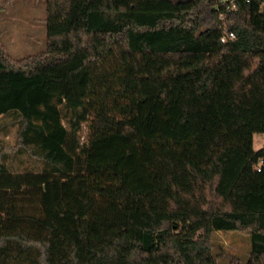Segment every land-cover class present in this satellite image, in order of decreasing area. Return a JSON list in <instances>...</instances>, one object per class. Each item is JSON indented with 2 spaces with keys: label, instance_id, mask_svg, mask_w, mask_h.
Listing matches in <instances>:
<instances>
[{
  "label": "trees",
  "instance_id": "1",
  "mask_svg": "<svg viewBox=\"0 0 264 264\" xmlns=\"http://www.w3.org/2000/svg\"><path fill=\"white\" fill-rule=\"evenodd\" d=\"M46 3L45 50L17 59L0 41V116L17 125L0 264H220L219 229L249 234L230 264H264V0ZM78 174L86 258L74 243L54 260L44 184Z\"/></svg>",
  "mask_w": 264,
  "mask_h": 264
},
{
  "label": "rangeland",
  "instance_id": "2",
  "mask_svg": "<svg viewBox=\"0 0 264 264\" xmlns=\"http://www.w3.org/2000/svg\"><path fill=\"white\" fill-rule=\"evenodd\" d=\"M46 0H0V41L14 58L37 54L47 47ZM66 126L67 121L62 120ZM12 115L0 116V148L13 146L17 133ZM88 124L82 123L81 140L87 137ZM253 146H264V132H255ZM87 176L56 177L44 184L47 217L52 225L54 260L69 258L74 243L79 259L86 258ZM215 253L220 264H230L233 254L247 259L251 250L249 234L232 230L216 231Z\"/></svg>",
  "mask_w": 264,
  "mask_h": 264
},
{
  "label": "built area",
  "instance_id": "3",
  "mask_svg": "<svg viewBox=\"0 0 264 264\" xmlns=\"http://www.w3.org/2000/svg\"><path fill=\"white\" fill-rule=\"evenodd\" d=\"M245 1H250V0H245ZM219 2L225 3L226 9L231 10V9L236 8L238 0H219ZM220 18L224 22V24H223L224 33H223L222 38H221L222 41H230V40L236 38V33L233 30H230L228 27V24L226 23L227 19H228L227 13L221 12ZM263 164H264L263 160L260 159V161L256 164L257 169L261 170Z\"/></svg>",
  "mask_w": 264,
  "mask_h": 264
}]
</instances>
